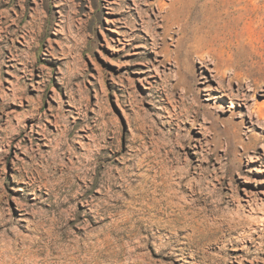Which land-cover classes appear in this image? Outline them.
<instances>
[{
    "label": "rangeland",
    "instance_id": "rangeland-1",
    "mask_svg": "<svg viewBox=\"0 0 264 264\" xmlns=\"http://www.w3.org/2000/svg\"><path fill=\"white\" fill-rule=\"evenodd\" d=\"M180 1L0 0V264H264V0Z\"/></svg>",
    "mask_w": 264,
    "mask_h": 264
},
{
    "label": "bare ground",
    "instance_id": "bare-ground-1",
    "mask_svg": "<svg viewBox=\"0 0 264 264\" xmlns=\"http://www.w3.org/2000/svg\"><path fill=\"white\" fill-rule=\"evenodd\" d=\"M179 3V2H178ZM189 6V0H181L180 1V7L178 8V10L176 11V10H174L175 11V18H176V20H180L179 18H180V16L183 14V13H185V10L187 9V7ZM195 28V29H194ZM194 28H193V30H194V35H195V39H196V49L198 50V51H200V50H203V49H206V52L205 51H202L201 53H200V55H199V58L202 60V58H204V57H207V55H211V51H212V40H214V37H207V35H208V33H211L210 31H209V29H206V26H205V19H202V20H200V19H198V18H195L194 17ZM193 35V36H194ZM194 44H192V46H193ZM214 48V47H213ZM214 51V50H213ZM217 52V51H216ZM210 55H209V57H210ZM216 55V54H215ZM218 57H219V59H220V63H223L224 62V60H223V58H222V56L221 55H217ZM207 59V58H206ZM0 93H1V90H0ZM0 106H1V101H0ZM110 119V118H109ZM1 120H2V117L0 116V122H1ZM108 120V119H107ZM87 155H89L88 154V152H87ZM85 156V155H84ZM162 159V158H161ZM143 160V159H142ZM152 161H154V160H152ZM168 164V163H167ZM158 165V164H157ZM160 165V164H159ZM154 166V165H153ZM164 166V165H163ZM83 167H85V165L83 164V163H79V168H78V171L79 172H82V168ZM168 167V166H167ZM166 169V168H165ZM164 169V170H165ZM65 171H66V169H64ZM147 170V169H146ZM73 171V170H72ZM77 171V170H76ZM148 171V170H147ZM150 171V170H149ZM159 171V170H158ZM166 171H167V169H166ZM62 172V171H61ZM104 172V171H103ZM162 172V171H161ZM77 173V172H76ZM75 173V174H76ZM107 173V172H106ZM156 173V172H155ZM73 174V173H72ZM74 174V175H75ZM78 174H80V173H78ZM104 174V173H103ZM74 175H72V177L74 176ZM151 175V174H150ZM165 175V174H164ZM167 175V174H166ZM165 175V176H166ZM70 176V175H69ZM153 176V175H152ZM162 176H163V174H162ZM76 177V176H75ZM154 177V176H153ZM152 177V178H153ZM78 178V177H77ZM106 178V177H105ZM168 178V177H167ZM166 178V179H167ZM70 179V178H69ZM155 179V178H154ZM164 179V178H163ZM162 179V180H163ZM152 180V179H151ZM150 180V181H151ZM171 180V179H170ZM62 181V180H61ZM106 181H109V180H106ZM155 181V180H154ZM169 181V180H168ZM151 182H153V181H151ZM174 182V181H173ZM61 183V182H60ZM65 183V182H64ZM165 183V182H164ZM163 183V184H164ZM175 183V182H174ZM150 184H152V183H150ZM154 185V184H153ZM162 185V184H161ZM174 185V184H173ZM65 186V185H64ZM73 186V185H72ZM145 186H146V184H145ZM169 186V185H168ZM199 186V185H198ZM152 187V186H151ZM167 187V186H166ZM69 188V187H68ZM146 188H148V187H146ZM145 188V189H146ZM109 189H110V187H109ZM127 189V188H126ZM170 189H171V187H170ZM175 189V188H174ZM190 190H191V187H190ZM194 190H195V188H194ZM147 191V190H146ZM149 191H150V189H149ZM171 191V190H170ZM170 191H167L168 192V194H167V196H166V198H168V200L169 199H171V200H174L175 198H174V194H173V192H170ZM210 191V190H209ZM110 192V191H109ZM144 192V191H143ZM165 192V191H164ZM176 192V191H175ZM74 193V192H73ZM166 193V192H165ZM192 194V193H191ZM179 195V194H178ZM193 195V194H192ZM204 195V194H203ZM141 196V195H140ZM143 196H151V194L148 192L147 194H143ZM177 196V195H176ZM187 196V195H186ZM165 197V196H164ZM107 198H108V196H107ZM112 198V197H111ZM141 198V197H140ZM153 198H155V196L153 197ZM188 198H190V197H188ZM200 198V197H199ZM73 199V198H72ZM100 199V198H99ZM156 199V198H155ZM181 199V198H180ZM191 199H193V198H191ZM203 199V198H202ZM207 199H208V196H207ZM214 199V198H213ZM91 200V199H90ZM109 200V199H108ZM138 200V199H137ZM167 200V199H166ZM165 200V201H166ZM219 200V199H218ZM112 201V200H111ZM142 201V200H141ZM180 201V200H179ZM183 201V200H182ZM204 201V200H203ZM214 201V200H213ZM94 202V201H93ZM105 202V201H104ZM138 202H139V200H138ZM143 202V201H142ZM154 202V201H153ZM158 202V201H157ZM169 202H171V201H169ZM178 202V201H177ZM186 202H188V200L186 201ZM209 202V201H208ZM219 202V201H218ZM107 203V202H106ZM166 203V202H165ZM172 203H173V201H172ZM183 203V202H182ZM213 203V202H212ZM215 203V202H214ZM213 203V204H214ZM97 204V203H96ZM98 204H99V202H98ZM101 204V203H100ZM100 204H99V206H100ZM139 204V203H138ZM152 204V203H151ZM161 204V203H160ZM178 204V203H177ZM210 204V203H209ZM117 205V204H116ZM170 205H171V203H170ZM98 206V205H97ZM124 206V205H123ZM129 206V205H128ZM148 206V205H147ZM167 206V205H166ZM177 206V205H176ZM188 206V204L187 203H185L184 202V207H182V208H186ZM190 206V205H189ZM218 206V205H217ZM220 206V205H219ZM120 207V206H119ZM131 207V206H130ZM168 207V206H167ZM54 208V207H53ZM63 208H64V206H63ZM62 208V209H63ZM112 207H111V205H106V206H102L101 207V209L100 210H102L103 212H106L107 210H109V209H111ZM160 208V207H159ZM170 208V207H169ZM181 208V209H182ZM221 208V207H220ZM66 209V208H65ZM152 209V208H151ZM156 209H157V207H156ZM161 209V208H160ZM215 209H216V207H215ZM140 210V209H139ZM188 210V209H187ZM262 209H257L256 211H255V214H259V212L261 211ZM55 211H56V209H55ZM69 211V210H68ZM158 211V210H157ZM189 211H191V209H189ZM222 211V210H221ZM221 211H220V213H221ZM228 211H229V213L232 215V218L233 219H235V220H237L239 223H240V221H242V220H240V218L242 217L241 215H240V212H239V210H237V209H234V207L232 206H230V207H228ZM162 212V211H161ZM175 212V211H174ZM173 212V213H174ZM194 212V211H193ZM217 212V211H216ZM225 212H227V210L225 211ZM156 213H158V212H156ZM192 213V212H191ZM222 213H224V209H223V212ZM60 214V213H59ZM58 214V215H59ZM167 214V213H166ZM171 214V213H170ZM169 214V215H170ZM112 215V214H111ZM225 215V214H224ZM63 216V215H62ZM180 216V215H179ZM185 216H186V214H185ZM188 216V215H187ZM53 217V216H52ZM203 217V216H202ZM1 218V217H0ZM185 218V217H184ZM187 218V217H186ZM45 219V218H44ZM167 219V218H166ZM176 219V218H175ZM193 219H194V217H193ZM52 220V219H51ZM50 220V221H51ZM47 221V220H46ZM172 221V220H171ZM257 222H259V219L256 217V218H253V223L255 224V223H257ZM79 223V222H78ZM264 223V222H263ZM50 224V223H49ZM94 225H96V223H93ZM76 230H77V232H84V235H82V238H80V240L78 239V240H70L69 238H70V235H68L67 237H68V239L69 240H67L66 241V243H65V246H63L61 249V257L62 258H67L68 256H73L75 253L77 254V256H74V257H71L70 259L73 261V263H71V264H95V262H96V259H95V250H96V248H97V246H96V242H95V238H92L90 235H89V232H87V231H85L82 227H80L79 225H77L76 226ZM250 228V227H249ZM94 229V228H93ZM256 229H258V227H256ZM95 230V229H94ZM94 230H92V231H94ZM134 232V231H133ZM260 232V231H259ZM92 233V232H91ZM135 233V232H134ZM260 234H261V232H260ZM92 235H94V234H92ZM246 237V236H245ZM257 239L258 240H260V236L259 237H257ZM82 240H85L86 242H87V246L89 247V251H88V253L90 252L91 254H89L90 255V257L89 258H87V257H82V258H80L78 255H80V254H83L82 252H83V245H82V243H80ZM58 243V242H57ZM56 244V243H55ZM60 245H61V243H60ZM84 245H86L85 243H84ZM60 247V246H59ZM86 247V246H85ZM87 248V247H86ZM60 250V249H59ZM56 251V250H55ZM87 251V250H86ZM48 253V252H47ZM32 254V253H31ZM50 254H51V252H50ZM53 254V253H52ZM51 254V255H52ZM49 256V255H48ZM58 256V255H57ZM50 257V256H49ZM48 257V258H49ZM59 257V256H58ZM46 260V259H45ZM51 261V260H50ZM54 262V261H53ZM58 262V261H57ZM64 262V261H63ZM45 263V262H44Z\"/></svg>",
    "mask_w": 264,
    "mask_h": 264
}]
</instances>
